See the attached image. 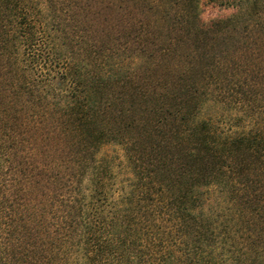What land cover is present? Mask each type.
<instances>
[{
	"label": "trees",
	"instance_id": "16d2710c",
	"mask_svg": "<svg viewBox=\"0 0 264 264\" xmlns=\"http://www.w3.org/2000/svg\"><path fill=\"white\" fill-rule=\"evenodd\" d=\"M200 1L0 0V264H264V0Z\"/></svg>",
	"mask_w": 264,
	"mask_h": 264
},
{
	"label": "rangeland",
	"instance_id": "374dc122",
	"mask_svg": "<svg viewBox=\"0 0 264 264\" xmlns=\"http://www.w3.org/2000/svg\"><path fill=\"white\" fill-rule=\"evenodd\" d=\"M233 12V8L232 7H226L224 5H221L218 2H214L211 0H201L199 3V16L203 21H209L211 19H216V18H220V17H224L227 16L229 14H231ZM262 81V80H260ZM259 96V95H258ZM220 112H224V114H232L234 116L235 111L232 109H225V107H219L216 104H211L207 107L206 109V113H212V114H220ZM99 156H104L108 159V161H110V166L112 169V173L114 176V179L116 181V186L117 184H120V182H125L126 179L128 177L131 176V172L130 169L126 163L125 157H124V153L122 148L117 145V144H113V143H109V144H105L101 147L100 151H99ZM4 175L1 174L0 176V182H2L0 184V202L4 199V198H8V197H13V194H10L9 191L5 190L6 186L3 183L4 182ZM18 186V185H17ZM22 204V202H20ZM7 204V202H6ZM5 204V205H6ZM216 204L212 201L211 197H207L206 199H204L203 203L198 206L196 208V213H201L204 217H208V216H212V218L214 217V214L216 212ZM20 207L15 204L14 210L11 213L13 218L15 219L14 223H18V216H19V211ZM2 207H0V213L2 211ZM6 210H8V208H6ZM4 214V211L3 213ZM1 216V214H0ZM5 225H1L0 226V241L5 242L6 240V236H5ZM15 232L17 231L14 230Z\"/></svg>",
	"mask_w": 264,
	"mask_h": 264
}]
</instances>
